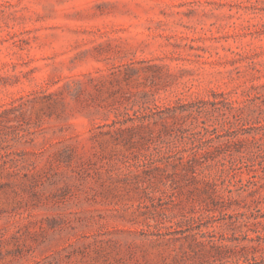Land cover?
<instances>
[{
    "label": "rangeland",
    "instance_id": "1",
    "mask_svg": "<svg viewBox=\"0 0 264 264\" xmlns=\"http://www.w3.org/2000/svg\"><path fill=\"white\" fill-rule=\"evenodd\" d=\"M0 264H264V0H0Z\"/></svg>",
    "mask_w": 264,
    "mask_h": 264
},
{
    "label": "trees",
    "instance_id": "2",
    "mask_svg": "<svg viewBox=\"0 0 264 264\" xmlns=\"http://www.w3.org/2000/svg\"><path fill=\"white\" fill-rule=\"evenodd\" d=\"M209 160H211V159H209ZM198 163H200V158L189 157V158L186 159V164L188 165V167L190 168V170L192 172H194V167L193 166L197 165Z\"/></svg>",
    "mask_w": 264,
    "mask_h": 264
}]
</instances>
